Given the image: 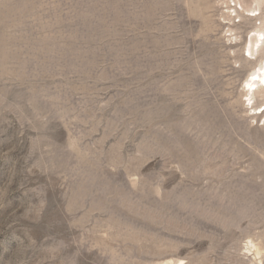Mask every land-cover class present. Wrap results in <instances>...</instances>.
<instances>
[{"label":"rangeland","instance_id":"obj_1","mask_svg":"<svg viewBox=\"0 0 264 264\" xmlns=\"http://www.w3.org/2000/svg\"><path fill=\"white\" fill-rule=\"evenodd\" d=\"M239 1L0 0V264H264Z\"/></svg>","mask_w":264,"mask_h":264},{"label":"bare ground","instance_id":"obj_2","mask_svg":"<svg viewBox=\"0 0 264 264\" xmlns=\"http://www.w3.org/2000/svg\"><path fill=\"white\" fill-rule=\"evenodd\" d=\"M257 2L258 1H256V3ZM239 4L242 5V3H239ZM257 6H258V4H257ZM257 6H256V8H254V7L251 8V6H250L249 8L243 9L242 8L243 5H242L240 8L243 9V11H244L243 13L245 14V12H247L246 15H243V16H245V18L248 20H252V19L257 20L256 16L260 15V12H258L259 9ZM227 9L229 12L231 11V9H233L232 11L234 13H236L235 17H237L238 14H237V7L236 6L229 5V6H227ZM260 18H262V17H260ZM228 31L230 32L231 39L235 40L234 43H237V36H235V33H233V35H232V32H234V28L229 27ZM242 43H243L242 56L244 58L247 56L246 58H249V59L253 58L254 60L257 61V64L255 65V67H253L252 71L249 74H247L246 78L244 79V81L242 83V86L240 85L242 87V92H241L242 96L245 97L244 101L245 102L248 101V103H251L253 101V103L250 106V109L253 110V112H255L256 103H257L256 99L260 98V99L264 100V56H261V52L264 49V24L262 25V24H256L255 23L252 26V28L247 32V35L242 40ZM245 52L247 53L246 56H245ZM263 109H261L260 112ZM260 115H261V117H264L263 112H261ZM248 241H249L250 245L254 248L253 255L258 256L260 254L259 248H257L251 240H248ZM248 250H250V248H248ZM177 263H179V262H177ZM181 263H182V260L180 261V264Z\"/></svg>","mask_w":264,"mask_h":264}]
</instances>
